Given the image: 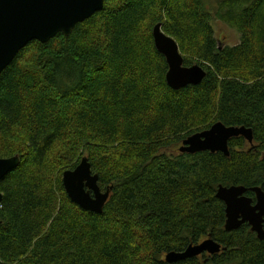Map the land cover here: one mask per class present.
Here are the masks:
<instances>
[{
	"label": "trees",
	"instance_id": "trees-1",
	"mask_svg": "<svg viewBox=\"0 0 264 264\" xmlns=\"http://www.w3.org/2000/svg\"><path fill=\"white\" fill-rule=\"evenodd\" d=\"M214 18L238 45H219ZM158 24L184 66L205 69L200 85L168 86ZM217 122L252 129L255 147L179 152ZM16 155L0 186V264H170L209 236L222 255L172 264H264L253 233L223 229L216 198L221 185L264 190V0H105L69 36L30 43L0 74V158ZM84 157L113 187L101 215L63 186Z\"/></svg>",
	"mask_w": 264,
	"mask_h": 264
},
{
	"label": "water",
	"instance_id": "water-1",
	"mask_svg": "<svg viewBox=\"0 0 264 264\" xmlns=\"http://www.w3.org/2000/svg\"><path fill=\"white\" fill-rule=\"evenodd\" d=\"M105 0H0V74L14 61L16 56L34 41L47 43L58 34L69 36L78 24L85 22L103 10ZM156 49L163 54L169 66L166 76L171 89L198 86L206 78L205 69L195 64L184 66V57L177 42L163 32L162 24L153 29ZM25 47V48H26ZM243 137L250 144L254 141L253 130L246 127L225 126L217 122L210 129L193 134L179 147L182 154L195 155L203 152L222 153L230 156L229 142ZM21 163L16 155L0 158V186L3 179ZM63 186L70 200L82 210L101 215L110 199L113 187L103 192L99 186V175L93 174L91 164L84 157L74 170L64 172ZM248 191L243 186H219L216 198L226 205V231L238 229L239 221H249L258 238L264 241L262 217L264 216V191L252 188L258 203L244 197ZM3 194L0 191V205ZM222 246L209 238L198 245H190L185 252L166 254V263H178L199 257L204 253L219 254Z\"/></svg>",
	"mask_w": 264,
	"mask_h": 264
},
{
	"label": "flooded vegetation",
	"instance_id": "flooded-vegetation-1",
	"mask_svg": "<svg viewBox=\"0 0 264 264\" xmlns=\"http://www.w3.org/2000/svg\"><path fill=\"white\" fill-rule=\"evenodd\" d=\"M243 138V137H242ZM246 141V140H245ZM247 142V145H248V148H250V150H249V152L251 151V149L253 148V147H255V144H254V141H253V143L252 144H250L248 141H246ZM219 153V152H218ZM224 155V154H223ZM256 188V187H255ZM259 188H261V187H259ZM262 189V188H261ZM263 190V189H262ZM264 191V190H263ZM244 197H246V198H248V199H250L252 202H251V204H252V206L254 207V206H256L257 205V203H258V200H257V194L256 193H254V192H252L251 191V189L250 190H248L245 194H244ZM220 201V200H219ZM222 202V201H221ZM222 204H223V206H224V224H223V229L226 231V221H227V218H226V205H225V203L224 202H222ZM262 228H263V230H264V216L262 217ZM239 221H242V224L238 227V229H236V230H233V231H226L227 233H233V232H236V231H238V230H244V232H246V231H248V232H251V233H253L254 235H255V237L257 238V240H259L260 242H262V243H264V241H262V240H260L259 238H258V234L256 233V232H254L253 231V229H252V225L250 224V222L249 221H243V217H240V219H239ZM209 238H212L211 236H209V237H205V238H203L202 240H200L199 242H197V243H191V244H189L188 246H186L183 250H181V251H174V252H177V253H182V252H185L186 251V249L190 246V245H193V246H195V245H198V244H201L202 242H204L205 240H207V239H209ZM213 239V238H212ZM213 240H215V239H213ZM216 242H218L217 240H215ZM221 246H222V251L219 253V254H216V255H210L209 253H204V254H202V255H200L199 257H196V258H192V259H189V260H194V259H197V260H199V261H201V262H206L207 260H209V259H213L214 257H216V256H218V255H222L227 249H226V247L223 245V244H221L220 242H218ZM187 261V260H186Z\"/></svg>",
	"mask_w": 264,
	"mask_h": 264
},
{
	"label": "rangeland",
	"instance_id": "rangeland-1",
	"mask_svg": "<svg viewBox=\"0 0 264 264\" xmlns=\"http://www.w3.org/2000/svg\"><path fill=\"white\" fill-rule=\"evenodd\" d=\"M216 38L221 47H233L240 43V34L221 20L214 18L213 21ZM200 133V132H199ZM171 152H169L170 154Z\"/></svg>",
	"mask_w": 264,
	"mask_h": 264
},
{
	"label": "built area",
	"instance_id": "built-area-1",
	"mask_svg": "<svg viewBox=\"0 0 264 264\" xmlns=\"http://www.w3.org/2000/svg\"><path fill=\"white\" fill-rule=\"evenodd\" d=\"M0 210H1V205H0Z\"/></svg>",
	"mask_w": 264,
	"mask_h": 264
},
{
	"label": "bare ground",
	"instance_id": "bare-ground-1",
	"mask_svg": "<svg viewBox=\"0 0 264 264\" xmlns=\"http://www.w3.org/2000/svg\"><path fill=\"white\" fill-rule=\"evenodd\" d=\"M25 47H26V46H25ZM25 47H24V48H25ZM0 211H1V210H0Z\"/></svg>",
	"mask_w": 264,
	"mask_h": 264
}]
</instances>
